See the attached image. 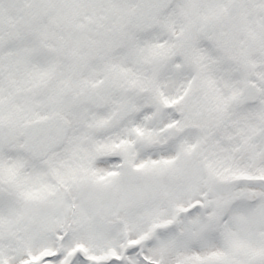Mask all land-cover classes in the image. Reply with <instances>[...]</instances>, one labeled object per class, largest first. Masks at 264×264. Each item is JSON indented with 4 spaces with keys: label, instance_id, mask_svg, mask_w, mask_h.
<instances>
[{
    "label": "snow or ice",
    "instance_id": "6c2138e0",
    "mask_svg": "<svg viewBox=\"0 0 264 264\" xmlns=\"http://www.w3.org/2000/svg\"><path fill=\"white\" fill-rule=\"evenodd\" d=\"M0 264H264V0H0Z\"/></svg>",
    "mask_w": 264,
    "mask_h": 264
}]
</instances>
